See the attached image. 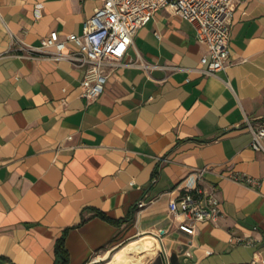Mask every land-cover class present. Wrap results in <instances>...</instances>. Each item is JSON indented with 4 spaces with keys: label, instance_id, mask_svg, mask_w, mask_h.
I'll return each instance as SVG.
<instances>
[{
    "label": "crops",
    "instance_id": "crops-1",
    "mask_svg": "<svg viewBox=\"0 0 264 264\" xmlns=\"http://www.w3.org/2000/svg\"><path fill=\"white\" fill-rule=\"evenodd\" d=\"M101 3L0 0V264H99L138 234L159 244L146 264H264V151L243 126L264 121V0L237 5L231 61L212 75L193 25L162 8L124 58L148 67L112 69L89 101L84 68L34 49L54 30L81 34ZM199 168L222 216L191 235L169 203ZM249 236L260 242L234 239Z\"/></svg>",
    "mask_w": 264,
    "mask_h": 264
},
{
    "label": "built area",
    "instance_id": "built-area-1",
    "mask_svg": "<svg viewBox=\"0 0 264 264\" xmlns=\"http://www.w3.org/2000/svg\"><path fill=\"white\" fill-rule=\"evenodd\" d=\"M101 1L94 14L85 19L81 34L70 33L62 38L54 30L42 40L40 47L34 49L54 59H68L73 65L84 68V77L80 83L81 95L89 101L105 90L112 69L123 65L148 67L140 59L124 61V58L139 28L162 8H170L193 25L197 42L206 50L201 64L209 62L208 68L202 70L204 73L215 74L231 61L229 45L232 21L241 0ZM243 126L253 135L252 147L264 151V121L245 116ZM206 172V168H199L185 177L178 185V196L169 203L171 214L179 220L178 228L191 235L197 232L198 223L216 224L222 216L221 199L215 187H208L204 183ZM234 178L250 184L259 183V179L247 173H237ZM145 205L146 202L140 201L138 207ZM164 232L159 231V234ZM234 239L237 243L249 246L260 242V238L254 236ZM186 254L191 255L190 252ZM255 262L256 256L252 264Z\"/></svg>",
    "mask_w": 264,
    "mask_h": 264
},
{
    "label": "bare ground",
    "instance_id": "bare-ground-1",
    "mask_svg": "<svg viewBox=\"0 0 264 264\" xmlns=\"http://www.w3.org/2000/svg\"><path fill=\"white\" fill-rule=\"evenodd\" d=\"M158 247L155 237L143 234L111 254L98 256L97 260H103V264H146L145 257L154 256Z\"/></svg>",
    "mask_w": 264,
    "mask_h": 264
},
{
    "label": "trees",
    "instance_id": "trees-1",
    "mask_svg": "<svg viewBox=\"0 0 264 264\" xmlns=\"http://www.w3.org/2000/svg\"><path fill=\"white\" fill-rule=\"evenodd\" d=\"M101 214L103 215V217L111 220L114 223H118V222L122 221V219H115V218L109 217L107 214H104V213H101ZM64 239H65L64 236L61 237L58 240L57 247H56V252L59 255V257L61 258V261H65L66 259H68V251H67V249L65 247Z\"/></svg>",
    "mask_w": 264,
    "mask_h": 264
},
{
    "label": "rangeland",
    "instance_id": "rangeland-1",
    "mask_svg": "<svg viewBox=\"0 0 264 264\" xmlns=\"http://www.w3.org/2000/svg\"><path fill=\"white\" fill-rule=\"evenodd\" d=\"M139 236H142V235H141V234H138V235L132 237L131 239H129V240H127V241L121 243L120 245L114 247V248L111 249L110 251H106V252H104V253H101L102 256H104V255H106V254H111V253H113L114 251H116L118 248H120V247L123 246L124 244L128 243L129 241H131V240H133V239L138 238ZM147 260H148L147 257H145V261H146V262H147ZM99 264H103V261H101V263H99Z\"/></svg>",
    "mask_w": 264,
    "mask_h": 264
},
{
    "label": "water",
    "instance_id": "water-1",
    "mask_svg": "<svg viewBox=\"0 0 264 264\" xmlns=\"http://www.w3.org/2000/svg\"><path fill=\"white\" fill-rule=\"evenodd\" d=\"M101 261H103V260L99 259L97 262H101Z\"/></svg>",
    "mask_w": 264,
    "mask_h": 264
}]
</instances>
